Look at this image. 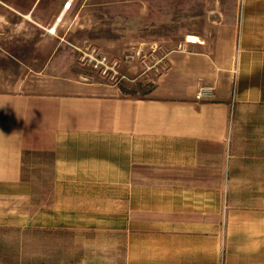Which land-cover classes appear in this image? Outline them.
<instances>
[{
    "label": "crops",
    "instance_id": "0c3cea01",
    "mask_svg": "<svg viewBox=\"0 0 264 264\" xmlns=\"http://www.w3.org/2000/svg\"><path fill=\"white\" fill-rule=\"evenodd\" d=\"M7 30L0 264H264V0H215L212 41L167 50L146 96L78 77L61 41L29 73Z\"/></svg>",
    "mask_w": 264,
    "mask_h": 264
},
{
    "label": "rangeland",
    "instance_id": "374dc122",
    "mask_svg": "<svg viewBox=\"0 0 264 264\" xmlns=\"http://www.w3.org/2000/svg\"><path fill=\"white\" fill-rule=\"evenodd\" d=\"M194 1L186 4V0H72L55 27L69 0H0V32L8 29L1 42L12 50L21 45L32 73L30 68L45 65L55 49V41H61L73 52L78 77L107 85L121 94L146 96L162 71L150 69L149 65L171 48L187 47V39L193 35L207 43L212 41L215 0H199L197 5ZM91 45L118 62L116 79L82 63L79 48ZM11 235H18V231ZM6 247H10V261L6 263L20 264L18 245ZM32 253L27 254L28 263Z\"/></svg>",
    "mask_w": 264,
    "mask_h": 264
},
{
    "label": "built area",
    "instance_id": "2783aa9c",
    "mask_svg": "<svg viewBox=\"0 0 264 264\" xmlns=\"http://www.w3.org/2000/svg\"><path fill=\"white\" fill-rule=\"evenodd\" d=\"M55 32V30L53 31ZM80 60L85 65H89L93 69L99 71L109 79H116L118 75V62L110 59V57L102 52L97 46L91 45L86 48H79ZM163 58L160 57L153 65H149L150 69L156 68L161 71ZM162 63V64H161ZM163 69V68H162ZM215 95V87L213 85H201L196 92V99H210Z\"/></svg>",
    "mask_w": 264,
    "mask_h": 264
},
{
    "label": "bare ground",
    "instance_id": "6f19581e",
    "mask_svg": "<svg viewBox=\"0 0 264 264\" xmlns=\"http://www.w3.org/2000/svg\"><path fill=\"white\" fill-rule=\"evenodd\" d=\"M71 5H72V0H69L68 4L64 7L63 11H62V12L60 13V15L58 16V18H57V20H56V22H55V24H54L55 27H57L58 22H59L60 20H62V16H63V14L65 13V11H66Z\"/></svg>",
    "mask_w": 264,
    "mask_h": 264
}]
</instances>
